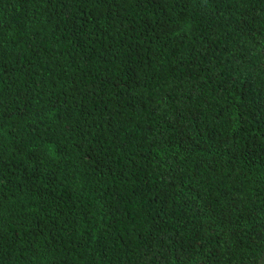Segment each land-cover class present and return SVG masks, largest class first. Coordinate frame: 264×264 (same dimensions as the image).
Segmentation results:
<instances>
[{
	"label": "trees",
	"instance_id": "1",
	"mask_svg": "<svg viewBox=\"0 0 264 264\" xmlns=\"http://www.w3.org/2000/svg\"><path fill=\"white\" fill-rule=\"evenodd\" d=\"M0 264H264V0H0Z\"/></svg>",
	"mask_w": 264,
	"mask_h": 264
}]
</instances>
